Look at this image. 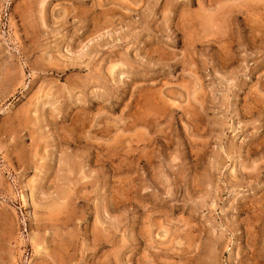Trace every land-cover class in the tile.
<instances>
[{"label":"rangeland","instance_id":"obj_1","mask_svg":"<svg viewBox=\"0 0 264 264\" xmlns=\"http://www.w3.org/2000/svg\"><path fill=\"white\" fill-rule=\"evenodd\" d=\"M0 264H264V0H0Z\"/></svg>","mask_w":264,"mask_h":264}]
</instances>
